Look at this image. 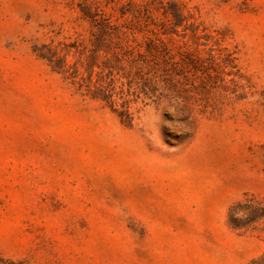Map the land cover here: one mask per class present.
I'll return each mask as SVG.
<instances>
[{"label":"rangeland","instance_id":"374dc122","mask_svg":"<svg viewBox=\"0 0 264 264\" xmlns=\"http://www.w3.org/2000/svg\"><path fill=\"white\" fill-rule=\"evenodd\" d=\"M0 264H264V0H0Z\"/></svg>","mask_w":264,"mask_h":264},{"label":"trees","instance_id":"16d2710c","mask_svg":"<svg viewBox=\"0 0 264 264\" xmlns=\"http://www.w3.org/2000/svg\"><path fill=\"white\" fill-rule=\"evenodd\" d=\"M233 225H236V224H233Z\"/></svg>","mask_w":264,"mask_h":264}]
</instances>
